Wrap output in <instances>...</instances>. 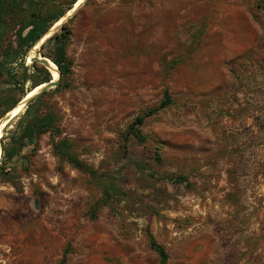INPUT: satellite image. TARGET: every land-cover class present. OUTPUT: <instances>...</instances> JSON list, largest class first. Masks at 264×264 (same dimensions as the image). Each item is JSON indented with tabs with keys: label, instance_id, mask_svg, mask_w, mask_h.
<instances>
[{
	"label": "rangeland",
	"instance_id": "374dc122",
	"mask_svg": "<svg viewBox=\"0 0 264 264\" xmlns=\"http://www.w3.org/2000/svg\"><path fill=\"white\" fill-rule=\"evenodd\" d=\"M35 1L59 11L69 0ZM65 23L70 85L45 91L43 109L57 115L55 140L72 139L102 178L62 158L50 132L6 165L2 145L15 146L30 101L8 111L39 74L7 15L0 264H62L65 253L64 264H163L151 235L166 264H264V0H86ZM50 37L39 49L49 60ZM165 90L173 102L138 141L131 124ZM106 183L118 190L108 205Z\"/></svg>",
	"mask_w": 264,
	"mask_h": 264
},
{
	"label": "trees",
	"instance_id": "16d2710c",
	"mask_svg": "<svg viewBox=\"0 0 264 264\" xmlns=\"http://www.w3.org/2000/svg\"><path fill=\"white\" fill-rule=\"evenodd\" d=\"M28 1L27 7L24 6V2ZM78 0H69L68 5L61 10L56 8H45L43 3L37 5L35 0H0V23L5 22V17L8 15L15 22H21L22 26L19 30V41L21 47L30 48L40 38L52 28L77 2ZM29 12L30 20L25 21L22 18L23 14ZM27 29V32L25 30ZM71 30L68 24H62L58 31H56L48 40L53 44V50L49 57L57 66L61 74L59 87H69L70 79L72 76L73 62L68 56L67 44L70 40ZM28 57V56H27ZM32 63V62H31ZM33 66L39 74L34 79V86L23 92L24 97L35 87L45 82L52 80V74L50 71L40 65L37 62H33ZM32 77V76H30ZM48 92H43L41 95L30 100V103L22 117L19 124V131L17 136L12 138L15 146L8 149L2 145V151L4 161L7 164H13L14 158L18 154V151L27 144L33 143L42 134L50 132L52 136L53 146L55 151L61 155L62 158L72 163L75 167H78L88 174L96 178H102V175L98 170L81 160L78 154L75 152V142L69 138H63L59 141L55 140V136L61 134V129L57 125V115L54 111L43 109V99ZM18 102V101H17ZM15 102L13 105H15ZM173 102V99L168 90H165L164 99L161 103L152 109H148L143 114L139 115L130 126V133L137 138L140 142H145L147 137L142 132V125L145 120L156 114L159 110L169 106ZM5 130V129H4ZM127 140V136L125 137ZM155 156L158 160H161L160 151L155 150ZM116 185L114 183H106L104 189V198L102 203L105 205L111 204L114 199V195L117 192ZM96 209L94 210L95 213ZM150 247L157 252L160 256L161 262L166 264L169 258V254L166 248L158 243L156 239L150 236ZM66 253L63 256V262L66 261Z\"/></svg>",
	"mask_w": 264,
	"mask_h": 264
},
{
	"label": "bare ground",
	"instance_id": "6f19581e",
	"mask_svg": "<svg viewBox=\"0 0 264 264\" xmlns=\"http://www.w3.org/2000/svg\"><path fill=\"white\" fill-rule=\"evenodd\" d=\"M82 0H78V2H77V4L75 5V6H77L80 2H81ZM72 13V10H70V12H68L67 14H71ZM66 14V15H67ZM64 20V17L63 18H61L53 27H52V29L45 35V36H43L42 38H40V40L39 41H37L35 44H34V46L32 47V49H31V53H30V58H33L34 56H35V54H36V52L39 50V48H40V46H41V42L43 41V40H45V38L47 37V36H49V34H51L52 33V31L55 29V28H57L60 24H61V22ZM46 58V57H45ZM47 59V58H46ZM48 61H49V65H50V67H49V70H50V72H51V74H52V79L53 80H57L58 78H59V72H58V66L54 63V62H52V61H50L49 59H47ZM44 84L45 83H43V84H40V85H38L37 87H35V89L34 90H32V91H30L24 98H23V100L18 104V105H16V107L15 108H13L12 110H10L9 111V113H10V115L12 114V116H14V115H17L22 109H23V105H24V100H26L27 98H29L30 96H32L33 94H35L42 86H44ZM8 122H9V116L8 117H6L5 119H3V121H0V159H1V139H2V131H3V128H4V126H6L7 124H8Z\"/></svg>",
	"mask_w": 264,
	"mask_h": 264
},
{
	"label": "water",
	"instance_id": "95a60500",
	"mask_svg": "<svg viewBox=\"0 0 264 264\" xmlns=\"http://www.w3.org/2000/svg\"><path fill=\"white\" fill-rule=\"evenodd\" d=\"M78 2V1H77ZM77 2L74 4V6L70 9V10H72V13L71 14H67V15H65L64 16V20L61 22V24L57 27V28H59L74 12H76L85 2H86V0H82L77 6H75L76 4H77ZM69 10V11H70ZM68 11V12H69ZM67 12V13H68ZM52 28H50L43 36H45L50 30H51ZM56 29V28H55ZM54 29V30H55ZM53 30V31H54ZM52 31V32H53ZM52 34V33H51ZM51 34H49V36H47L46 38H45V40L48 38V37H50L51 36ZM42 36V37H43ZM41 37V38H42ZM45 40H43L42 42H41V44L45 41ZM40 49V48H39ZM32 62H37V63H39V64H42V65H44L46 68H49L50 67V65H49V61L44 57V56H41L40 55V51L38 50L37 52H36V54H35V56L32 58ZM58 72H59V78L57 79V80H50V81H48V82H45V84H44V86H42L35 94H33L32 96H30L29 98H27L26 100H24V105L26 104V103H28L30 100H32L33 98H35L37 95H40L41 93H43V92H45V91H48V90H50V89H52V88H54V87H57L58 86V84L60 83V77H61V74H60V71H59V69H58ZM23 100V99H22ZM21 100V101H22ZM13 108H15V106L14 107H12L10 110H12ZM9 112V111H8Z\"/></svg>",
	"mask_w": 264,
	"mask_h": 264
}]
</instances>
